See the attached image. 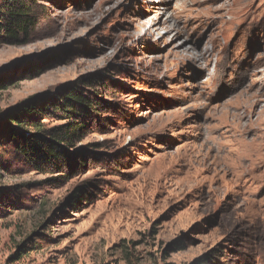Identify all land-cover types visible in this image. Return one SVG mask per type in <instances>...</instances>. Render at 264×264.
Listing matches in <instances>:
<instances>
[{"label":"rangeland","instance_id":"374dc122","mask_svg":"<svg viewBox=\"0 0 264 264\" xmlns=\"http://www.w3.org/2000/svg\"><path fill=\"white\" fill-rule=\"evenodd\" d=\"M35 15L26 43L0 39V122L36 103L64 125L49 111L69 88L100 111L46 172L0 130V264H264V0Z\"/></svg>","mask_w":264,"mask_h":264},{"label":"trees","instance_id":"16d2710c","mask_svg":"<svg viewBox=\"0 0 264 264\" xmlns=\"http://www.w3.org/2000/svg\"><path fill=\"white\" fill-rule=\"evenodd\" d=\"M36 0H0V39L17 45L26 43L29 31L36 25ZM92 82H86L90 86ZM84 84V85H85ZM85 90L69 88L62 96V103L54 98L49 113L62 120H71L64 125L46 129L36 119V113L48 112L45 105L36 103L21 107L17 112L8 114L0 122V130L7 132L13 143L15 152L25 162L39 172H46L53 165L63 167L68 149L73 148L76 141L83 138L87 126L82 117H95L100 111L97 97ZM35 113V114H34ZM26 115L22 117L21 115ZM88 114V115H87ZM34 115V116H32ZM29 116H32L29 117ZM35 118V119H34ZM81 122H77L78 119ZM80 198V196H76ZM201 261L198 264H207ZM197 264V263H195Z\"/></svg>","mask_w":264,"mask_h":264}]
</instances>
